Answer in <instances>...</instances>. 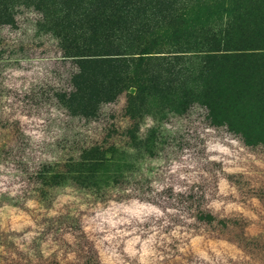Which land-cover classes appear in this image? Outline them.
<instances>
[{
    "label": "rangeland",
    "instance_id": "1",
    "mask_svg": "<svg viewBox=\"0 0 264 264\" xmlns=\"http://www.w3.org/2000/svg\"><path fill=\"white\" fill-rule=\"evenodd\" d=\"M247 3L208 12L209 26L224 31L229 23L233 38L264 39V0ZM26 15L13 33L26 30ZM1 31L0 47L11 37ZM223 50L230 55L180 54L142 66L151 75L130 73L114 102L76 116L58 105L23 107L24 77L44 70L41 62L1 67L0 106L12 122L8 136L0 133V264L5 252L25 249L55 264L72 243L68 226L83 231L101 264H264V47ZM52 71L42 80L50 87ZM205 190L202 205L213 214L245 220L247 253L188 229L195 222L183 199Z\"/></svg>",
    "mask_w": 264,
    "mask_h": 264
},
{
    "label": "trees",
    "instance_id": "2",
    "mask_svg": "<svg viewBox=\"0 0 264 264\" xmlns=\"http://www.w3.org/2000/svg\"><path fill=\"white\" fill-rule=\"evenodd\" d=\"M192 1L199 4L204 0H0V31L11 34L8 43L0 47V69L11 62H41L46 67L44 70L35 77H24V89L28 90L30 98L23 107L58 105L61 111L64 109L76 116L78 108L90 110L93 104L114 102L119 96L117 88L129 74L151 75L153 70L141 71L140 68L154 61H163L166 57L178 60L175 57L185 54L213 60L230 55L221 53L228 51L223 50L227 48L230 52L235 45L264 47V39L252 36V32L231 37L229 23L224 31L209 26L208 12L216 15L221 6L222 13L224 6L234 0H206L204 7L196 5L186 10ZM239 1H246L244 9H249V0ZM21 12H27L26 18L31 23L25 31L13 33L17 30ZM42 38L45 42L36 46V41ZM159 53L168 56H153ZM49 69L57 70L52 71L57 78L51 87L42 82L49 76ZM157 69L171 74L160 65ZM3 71L0 70L1 84L5 83ZM4 87L1 85L0 91ZM4 99L0 94V101ZM5 113L6 107L0 106L3 116L0 133L7 132L8 136L12 121L4 117ZM3 147L10 149V154L15 153L16 147L9 142ZM109 150L115 151L112 147ZM10 164L12 171L21 172L16 164ZM41 170L33 171L32 175L39 178ZM205 196L206 190L188 194L183 199L182 208L195 222L189 224L188 229L235 244L247 253L252 235L245 220L240 216L213 214L202 205ZM67 229L72 235V243H65L69 251L57 255L55 264H101L92 255L83 231L79 227L68 226ZM69 254L74 259L69 260ZM38 258L27 249L12 250L5 252L1 264H51L45 258H40L38 263Z\"/></svg>",
    "mask_w": 264,
    "mask_h": 264
}]
</instances>
